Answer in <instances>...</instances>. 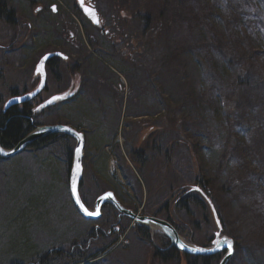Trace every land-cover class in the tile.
Returning <instances> with one entry per match:
<instances>
[{
    "label": "rangeland",
    "instance_id": "374dc122",
    "mask_svg": "<svg viewBox=\"0 0 264 264\" xmlns=\"http://www.w3.org/2000/svg\"><path fill=\"white\" fill-rule=\"evenodd\" d=\"M4 1L13 16H0V111L13 90L34 89L43 54L80 44V71L49 72L35 105L80 85L78 99L63 96L71 117L61 121L55 106L38 121L84 131L86 206L111 191L127 211L169 218L181 238L206 249L222 226L235 250L230 264H264V0H93L109 39L145 45L129 59L86 17L80 25L77 0ZM82 31L96 37L93 48ZM122 68L129 80L118 78ZM74 144L0 160V264H196L162 254L171 247L156 227L151 240L141 231L137 240L125 210L107 204L99 229L81 218L69 196ZM103 230L117 247L102 241Z\"/></svg>",
    "mask_w": 264,
    "mask_h": 264
},
{
    "label": "trees",
    "instance_id": "16d2710c",
    "mask_svg": "<svg viewBox=\"0 0 264 264\" xmlns=\"http://www.w3.org/2000/svg\"><path fill=\"white\" fill-rule=\"evenodd\" d=\"M12 11L5 5V1L0 0V16H13ZM145 46V45H144ZM235 57V56H234ZM234 59V58H233ZM246 60V59H244ZM28 112V108L26 107L24 112H19L16 107L10 108L5 114L0 116V126L2 130V137L0 138L2 145L5 148H10L16 146L27 134V128L29 123V115L26 114ZM27 116V118L25 117ZM27 124V128L24 124ZM29 125V131H30ZM26 134V135H25ZM58 135H52L49 137H45L37 141L32 145V148H40V147H47L50 145V142L59 141ZM217 259V258H215ZM197 261L202 262L205 261V264L212 263V258H195V263ZM209 261V262H208Z\"/></svg>",
    "mask_w": 264,
    "mask_h": 264
},
{
    "label": "water",
    "instance_id": "95a60500",
    "mask_svg": "<svg viewBox=\"0 0 264 264\" xmlns=\"http://www.w3.org/2000/svg\"><path fill=\"white\" fill-rule=\"evenodd\" d=\"M84 13L91 21H93L92 16L90 15L89 11H86V8L84 9ZM62 130L63 129H61L60 127L43 128V129L39 130L38 132H35V133L31 134L30 136L25 138L23 141H21L19 143V145H17L15 150H18V151L21 150L22 151L24 148H26L27 146H29L31 143H33L34 141L38 140L39 138L47 136V135H50V134L58 133L59 131H62ZM82 148H83V142H82V139H79V145H78V148H77V149H79V153L76 150L74 170L72 172L71 195H72V198H73V200L75 202L76 207L78 208V210L80 211V213L82 215H84L86 218H92V217L95 218L97 216L85 215V213L81 210L80 205L77 204L76 195L73 194V190H72L73 189V182L75 181L76 186H77L79 184L80 179H81V174H82V167H81V158H82V156H81V151H82ZM0 149H2V148L0 147ZM4 152H5L4 150H3V152H0V156H5ZM13 154H16V153H13ZM77 165H79V171H77ZM106 197H107V195L101 197L98 200V202H97V205H98L97 207L98 208L101 206L102 203H104ZM110 199L113 201V197L112 196H111ZM113 203H114V205L116 207H118L120 209V207L118 206V204L116 202L113 201ZM159 224L162 225L163 227H165L164 224H161V223H159ZM170 237H171V240L173 241V243L175 244V246H177L178 248H180V249H182L185 252L190 253V254L211 255V254H214L215 252L227 249V245H224V244L221 243L220 247L217 246L216 249H214L212 251H205L204 252V251H202L200 249L198 251H194V248H190V247L182 244L177 239L178 237H177V235L174 232H172V236H170ZM231 255H232V251H231V254L228 253V255L226 256V258L223 260V262L221 264H227V262L229 261Z\"/></svg>",
    "mask_w": 264,
    "mask_h": 264
},
{
    "label": "bare ground",
    "instance_id": "6f19581e",
    "mask_svg": "<svg viewBox=\"0 0 264 264\" xmlns=\"http://www.w3.org/2000/svg\"><path fill=\"white\" fill-rule=\"evenodd\" d=\"M62 16V15H61ZM60 48H62L61 50H64L65 48H66V46L64 45H61L60 46ZM134 73V72H133ZM23 95V97H25V99H26V96L28 97V98H30L31 97V94H27L26 96H25V94H22ZM16 96V95H15ZM66 115H61L60 116V120L61 121H63L64 122V120L63 119H66ZM66 127H67V129H65L64 130V133L67 135V141L71 144V146H73V144H74V142H75V147L74 148H76V147H78V139L80 138V135L79 136H77V134L76 133H74L71 129H70V127H69V125L67 124L66 125ZM2 128H1V126H0V138L2 137ZM85 138V137H84ZM86 139V138H85ZM72 148V147H71ZM5 152H4V154H5V156H1V159L0 160H2L3 162H5V161H9V160H11V159H13V158H15V157H17V156H19L20 154H22V152H21V150H15V148H13V147H10V148H4L3 149ZM33 152H35V151H30L29 152V155L30 154H32ZM13 153H16V154H13ZM147 156V155H146ZM78 187H81L80 185H77ZM139 200V199H138ZM130 202H134V204H136V202H137V200H133V199H130L129 200ZM128 201V202H129ZM132 205V204H131ZM139 205V204H138ZM140 206V205H139ZM183 207V210L184 209H186V208H189V207H187V206H182ZM143 208H142V210H141V212H143ZM117 212H119V211H117ZM143 218H146L145 216L143 217ZM143 221H144V219H143ZM7 223V222H6ZM142 228H146V223H144L143 225H142ZM139 230L138 229H136L134 232L136 233V234H134L133 236L137 239V240H143L142 238H140L139 237V232H138ZM122 232H124V229H122V231H121V233ZM177 252H179V251H177ZM17 256V255H16ZM15 259V257H12L11 258V260H14ZM16 259H20V257H18L17 256V258ZM15 259V260H16ZM203 264H205V261H203Z\"/></svg>",
    "mask_w": 264,
    "mask_h": 264
},
{
    "label": "snow or ice",
    "instance_id": "6c2138e0",
    "mask_svg": "<svg viewBox=\"0 0 264 264\" xmlns=\"http://www.w3.org/2000/svg\"><path fill=\"white\" fill-rule=\"evenodd\" d=\"M52 10L53 11H56L57 10L56 7H55V5H53ZM86 11H89V13L92 16V19H93L94 22H96V23H99L100 22L99 21V18L96 15V13H95L94 10H88V9H86ZM37 71L41 75L43 74V64H41V66L37 69ZM62 98L63 97H53V100L62 99ZM49 103H51V101H49ZM77 136H79L78 133H77ZM0 152H3V149H0ZM77 152L79 153V149H77ZM77 171H79V165H77ZM72 190H73V194L76 195V202H77V204L80 205V208L85 213V215H89V216H99L101 214L99 208H96L95 211H89L88 208H86L84 206V204L81 203V199H80V196L78 195L77 186H76L75 181L73 182V189ZM111 196H112V194L111 193H108L106 198H111ZM222 244L227 245V250L231 254V251H232V242L225 237L223 239V241H222ZM217 246L220 247L221 246V243L218 242V245ZM198 250L199 249H194V251H198Z\"/></svg>",
    "mask_w": 264,
    "mask_h": 264
},
{
    "label": "flooded vegetation",
    "instance_id": "af4514ba",
    "mask_svg": "<svg viewBox=\"0 0 264 264\" xmlns=\"http://www.w3.org/2000/svg\"><path fill=\"white\" fill-rule=\"evenodd\" d=\"M73 43H75V42H73ZM67 44V43H66ZM114 44V43H113ZM67 46L70 48L71 46L69 45V44H67ZM73 46V45H72ZM75 46V45H74ZM56 62H49V66L50 65H54V68H57V66H56V64H55ZM78 65H76V66H74V68H79V67H77Z\"/></svg>",
    "mask_w": 264,
    "mask_h": 264
}]
</instances>
